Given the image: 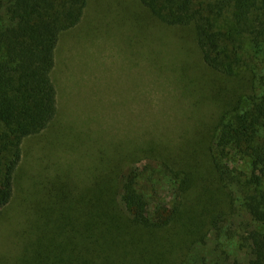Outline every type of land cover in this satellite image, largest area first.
I'll return each mask as SVG.
<instances>
[{
	"label": "trees",
	"instance_id": "obj_1",
	"mask_svg": "<svg viewBox=\"0 0 264 264\" xmlns=\"http://www.w3.org/2000/svg\"><path fill=\"white\" fill-rule=\"evenodd\" d=\"M140 2L164 25L187 30L225 84L224 92L214 90L213 117L194 130L201 137L193 142L114 145L79 187L62 176L43 181L47 193L29 227L35 246L18 264H195L193 238L208 234L211 218L214 225L230 215L226 209L236 202L252 229L239 236L248 257L230 264H264V0ZM87 4L0 0L2 206L14 199L24 140L58 116L56 49ZM142 153L157 161L148 175L138 168L123 175ZM159 187L170 193L169 207L153 206Z\"/></svg>",
	"mask_w": 264,
	"mask_h": 264
},
{
	"label": "rangeland",
	"instance_id": "obj_2",
	"mask_svg": "<svg viewBox=\"0 0 264 264\" xmlns=\"http://www.w3.org/2000/svg\"><path fill=\"white\" fill-rule=\"evenodd\" d=\"M55 60L58 116L23 142L14 199L0 205V264H18L34 248L29 227L47 193L43 181L62 176L79 187L114 145L133 150L137 143L144 148L148 142H193L201 137L194 130L213 117L214 90L225 91L190 33L164 25L140 0H88L81 21L62 34ZM152 162L157 161L139 154L123 175L135 168L148 175ZM153 194V206L173 202L165 187ZM234 206L214 225L211 218L208 234L188 243L190 261L230 264L248 257L239 236L252 229L251 219L239 203Z\"/></svg>",
	"mask_w": 264,
	"mask_h": 264
}]
</instances>
